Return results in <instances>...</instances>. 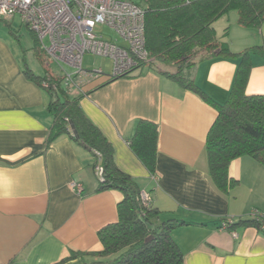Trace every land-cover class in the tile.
I'll return each instance as SVG.
<instances>
[{
    "label": "crops",
    "instance_id": "obj_1",
    "mask_svg": "<svg viewBox=\"0 0 264 264\" xmlns=\"http://www.w3.org/2000/svg\"><path fill=\"white\" fill-rule=\"evenodd\" d=\"M15 18L0 22V264H90L92 253L103 249L99 231L118 221L124 195L99 190L94 153L69 133L48 145L54 98L26 73L31 69L43 77L47 68L22 19L43 72L30 66L22 44L15 48L9 40L11 34L17 37L11 25ZM226 40L234 52L264 51V21L253 26L237 21ZM239 61L237 56L206 55L192 76L221 103L228 98ZM64 65L53 62L52 74L62 78L70 73L72 68ZM109 74L84 83L80 106L112 144L118 168L162 211L160 221L184 222L172 231L184 264H264L263 229L220 228L226 217L249 219L253 209L264 211V163L248 155L232 160L229 176L237 183L221 190L211 176L206 146L218 117L213 104L154 66L140 65L114 79ZM246 93L264 95V52H250ZM139 120L158 128L154 171L130 144Z\"/></svg>",
    "mask_w": 264,
    "mask_h": 264
},
{
    "label": "trees",
    "instance_id": "obj_2",
    "mask_svg": "<svg viewBox=\"0 0 264 264\" xmlns=\"http://www.w3.org/2000/svg\"><path fill=\"white\" fill-rule=\"evenodd\" d=\"M144 7L146 48L150 61L146 64L160 69L164 75L186 89L199 93L213 104L218 117L207 137V153L211 176L223 191L237 183L229 176L232 160L244 155L264 163V95H248L246 87L250 71V52H264L253 47L234 52L225 35H217L214 23L232 10L238 11V22L243 26L260 25L264 21V0H136ZM34 33V32H33ZM34 50L47 64L36 34ZM206 55L215 57L237 56L239 61L233 86L224 102L214 100L197 85L192 70ZM171 68L175 70L172 71ZM47 68L46 75L35 77L31 69L26 73L39 84L50 78L54 86L47 88L53 95L49 112L54 117L48 145L63 133L84 144L94 153V167L100 162L104 176L99 190L115 189L124 198L118 204V221L99 231L103 249L94 252L90 264H184V254L172 236V231L184 224L176 218L160 221L161 210L145 205L135 180L122 171L114 161V149L102 131L92 122L80 106L83 91L72 94ZM128 75H124L125 77ZM56 86V87H55ZM133 150L151 171L155 170L158 128L153 122L139 120L130 142ZM229 217L220 228L237 226L260 227V222L239 219L231 224ZM264 230V229H263Z\"/></svg>",
    "mask_w": 264,
    "mask_h": 264
},
{
    "label": "built area",
    "instance_id": "obj_3",
    "mask_svg": "<svg viewBox=\"0 0 264 264\" xmlns=\"http://www.w3.org/2000/svg\"><path fill=\"white\" fill-rule=\"evenodd\" d=\"M16 15H20L36 34L41 49L53 62L61 68L66 64L73 69L70 73L65 71L63 80L69 93H79L87 80L105 74L101 66L84 68L86 54L113 61L109 79L128 75L150 61L146 48L145 11L136 0H0V20L9 22ZM98 25L111 27L125 42L128 41L127 44L108 40L96 30ZM52 84L54 86L50 78L41 81L45 88ZM95 168L97 176L103 179L101 163ZM140 198L145 205L151 202L148 192H141ZM249 219L260 222L259 228L264 229V211L253 209ZM235 220L229 217V224ZM222 229L227 230V225Z\"/></svg>",
    "mask_w": 264,
    "mask_h": 264
},
{
    "label": "rangeland",
    "instance_id": "obj_4",
    "mask_svg": "<svg viewBox=\"0 0 264 264\" xmlns=\"http://www.w3.org/2000/svg\"><path fill=\"white\" fill-rule=\"evenodd\" d=\"M20 19L21 18L16 15L15 20L11 23L12 29L14 31H17V37L11 34L12 39L9 38V40L12 42L15 48L19 47L20 44H22L23 48L27 50L26 53L28 57V62H30V66L34 67L35 68L34 71L37 73L43 72V69H41L42 65L41 64L39 65L37 60L34 59L33 57V50L31 49L33 45V39L31 37L30 31L25 26L21 25ZM237 21H238V11L232 10L229 13L222 16L220 19H218L214 23V26L218 30L219 35H221L224 32L225 28L229 27L232 29L234 23H236ZM0 22L2 23V25H6L5 20H0ZM96 30L99 33L103 34L105 38H108V40L110 41L117 40L118 44H125V45L127 44L126 42H128V41L125 42L124 41L125 39L121 37L119 34H117L109 26L98 25ZM45 58H46L47 64H45L44 67L46 68L52 67L51 66L53 64L52 59L48 55H46ZM83 66L84 68H90V69L102 66L105 72L111 73L113 71V61L111 59L106 58V57L95 56L92 54L85 55L84 60H83ZM66 68H69V67L66 66ZM71 71L73 70L71 69ZM95 174L97 175V171H96V168L94 167L93 177H97L95 176Z\"/></svg>",
    "mask_w": 264,
    "mask_h": 264
}]
</instances>
